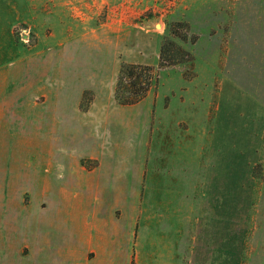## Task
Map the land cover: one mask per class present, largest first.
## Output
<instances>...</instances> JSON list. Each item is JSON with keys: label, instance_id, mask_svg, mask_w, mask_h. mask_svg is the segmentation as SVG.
Masks as SVG:
<instances>
[{"label": "rangeland", "instance_id": "374dc122", "mask_svg": "<svg viewBox=\"0 0 264 264\" xmlns=\"http://www.w3.org/2000/svg\"><path fill=\"white\" fill-rule=\"evenodd\" d=\"M102 29L126 39L120 60L130 52L154 62L147 94L165 105L155 158L142 153L136 127L122 142L126 149L111 156L123 165L112 167L110 194L116 195V176L126 175L128 207L138 204L145 212L140 234L147 245L141 249L129 236L130 264H264V0H0V264H106L75 246L78 235L66 217L40 229L41 215L51 218V194L75 170V150L104 141L88 134L75 109L83 84L107 100L117 82L120 44L77 41L78 34ZM42 87L53 95L40 105ZM174 99L177 130V120L166 116ZM189 112L190 121L184 120ZM180 133L186 134L191 186H173L172 199L165 194L168 150L175 145L180 154ZM146 157L143 188L134 165ZM23 190L31 196L25 214ZM172 210L176 233L162 224ZM23 220L31 224L28 237L15 233ZM23 239L32 250L25 255L17 249Z\"/></svg>", "mask_w": 264, "mask_h": 264}, {"label": "crops", "instance_id": "0c3cea01", "mask_svg": "<svg viewBox=\"0 0 264 264\" xmlns=\"http://www.w3.org/2000/svg\"><path fill=\"white\" fill-rule=\"evenodd\" d=\"M115 28L120 32V29ZM110 32L102 29L99 33H96L92 30L76 36L78 38L80 37L77 41L100 40L118 42L120 46L117 51V58H119L120 66L123 62L155 66L153 64L154 62L149 63L143 54H132L129 52V56L127 55L124 61L120 60L119 50L125 45L126 39H121V34H110ZM157 59H160V54L157 56ZM62 80L64 81L62 83L66 84L63 77ZM115 86L116 82L107 100H105L101 91H97V88L93 85L83 84L79 88L78 98L75 102L76 112L79 116H82V121L87 125L88 134L92 133L91 135L93 136L96 132L97 135L104 138V141L101 145L92 144L86 151L80 152L74 149L76 152V157L74 158L75 170L67 180H64L62 184L60 183L59 192L57 194H51V205L47 207V213L51 214V218L48 219L47 215H41L40 229L46 230L54 228L55 221H58V219L64 216L71 222L72 232L78 235L74 239L75 246H83L89 258L101 259L106 264H130L132 263L133 257L129 255L127 250L129 247V236L130 242L133 236L134 245H141V249L147 245L140 234L143 233L142 223L145 220V212L143 213L138 204L136 206L132 204V206L128 207L127 197L122 195V187H126L127 185L126 175L124 177L121 175L116 176V182L113 183L117 187L116 195L112 196L110 194L108 187L112 185V167L116 168L115 171H118L117 169H121L123 165L122 163L113 164L112 159L115 153H122L126 149V144L122 142L126 138L128 130L130 128L134 129L135 127L136 131H140L143 134L140 145L142 147V153L146 152L148 156L150 152L153 158L156 157L159 153L160 146V135L158 133L160 129L159 122L165 118V105L160 103L159 97L157 99L151 97V92L137 103L129 105L119 104L115 98ZM41 92L44 93L45 98L39 102L40 105L47 103L49 100L51 101L53 94H51L49 88H45L44 90V87H42ZM88 94L90 96L86 100ZM3 100L5 101L4 98H0V113ZM59 101L61 100L57 99V103ZM169 103L166 110L169 114H166V116L170 115L177 120V125L175 126L177 130L180 119L176 118L173 113V110L176 108H174L176 105L175 99L173 103L172 100ZM184 114V120L189 119L188 121H190V112ZM62 117L59 115V118H57L60 120V124ZM188 129L190 132V128ZM185 136V133L183 135L180 133V137L176 138H181L182 140V138H186ZM181 140L178 139L176 144L180 146V154L175 150V145L174 149L170 147L168 150V170L170 176L166 184L168 188L165 194L167 196L169 195V197L171 196L172 199L176 197V191L173 186H176V184L180 187L191 186L192 166L189 159H186V147L184 146V140ZM181 147L183 148L181 149ZM172 150L174 153H172ZM87 160L91 162L87 164ZM148 163L149 158L147 159L146 157V160L143 159L142 162L139 161V164L134 165L138 168L137 177L140 178L139 183L136 182V184L143 188L148 185L147 183L149 181L147 174L150 167ZM158 168L153 167L152 170L154 171V169ZM65 170L66 167L62 164L60 166V173L58 174L59 178L65 176L63 174ZM44 183L45 191L51 192L52 188H50L51 181L49 177L45 178ZM151 183H153V179ZM74 188H76V193H72V189ZM144 190L141 189L140 191V200H142ZM135 193H138V189L135 190ZM20 204L21 213L25 214L26 209L29 210L31 206V196L25 190H23L20 197ZM9 205L14 210L17 204L9 203ZM20 210L18 211V215ZM162 214L158 213L157 216L163 219L165 215ZM167 216L168 218H166ZM176 216L175 210H172L164 218L167 221H162L164 227L166 225L168 226V233H176V225L179 224L175 220ZM158 223H161V221L159 220ZM158 228L159 226H157L156 231L160 232L161 230ZM15 233L28 237V234L31 233L30 222L26 225L25 220H23L22 226H18ZM24 241L25 239L21 240L23 243L20 242L17 246V249H19L18 252H21V255L32 251L30 245ZM157 242L161 243L163 240L161 239V242ZM157 242L155 241V244H158ZM35 244L37 248L36 241ZM141 251L135 256L137 262L141 260Z\"/></svg>", "mask_w": 264, "mask_h": 264}, {"label": "trees", "instance_id": "16d2710c", "mask_svg": "<svg viewBox=\"0 0 264 264\" xmlns=\"http://www.w3.org/2000/svg\"><path fill=\"white\" fill-rule=\"evenodd\" d=\"M155 66L124 63L115 86V98L119 104L129 105L143 99L151 88Z\"/></svg>", "mask_w": 264, "mask_h": 264}]
</instances>
